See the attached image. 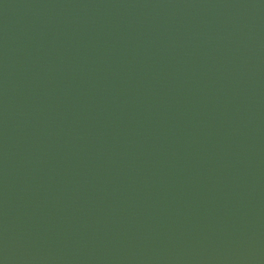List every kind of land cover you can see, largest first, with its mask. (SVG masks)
Wrapping results in <instances>:
<instances>
[{
	"label": "water",
	"instance_id": "95a60500",
	"mask_svg": "<svg viewBox=\"0 0 264 264\" xmlns=\"http://www.w3.org/2000/svg\"><path fill=\"white\" fill-rule=\"evenodd\" d=\"M0 264H264V0H0Z\"/></svg>",
	"mask_w": 264,
	"mask_h": 264
}]
</instances>
